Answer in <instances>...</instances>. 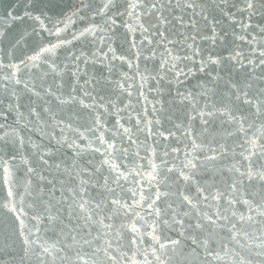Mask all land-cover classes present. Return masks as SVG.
I'll return each instance as SVG.
<instances>
[{
  "label": "snow or ice",
  "instance_id": "6c2138e0",
  "mask_svg": "<svg viewBox=\"0 0 264 264\" xmlns=\"http://www.w3.org/2000/svg\"><path fill=\"white\" fill-rule=\"evenodd\" d=\"M58 7L0 0V264H264V0Z\"/></svg>",
  "mask_w": 264,
  "mask_h": 264
},
{
  "label": "water",
  "instance_id": "95a60500",
  "mask_svg": "<svg viewBox=\"0 0 264 264\" xmlns=\"http://www.w3.org/2000/svg\"><path fill=\"white\" fill-rule=\"evenodd\" d=\"M78 2H79V0H55V3H57L59 5V7L57 8V11H60L61 9H64L66 11L67 9H66L65 6L72 5V4H78ZM209 2H212V0H209ZM0 11H2V10H0ZM259 19H260L259 17H254L252 19V21L249 22L248 19H247V16H245L243 18V22L244 23H251V25L253 26L252 28H249V29H244L243 27H241V16L239 14L236 15L234 23H229L227 21H223L222 22L221 26L224 27L227 30V32H228V40H229V42L231 44V50H233V51L237 50L236 46L238 45L239 46V50H241L244 53L245 56L251 57L250 48L251 47H255L256 44L253 43L250 46L248 41L251 40V36H252V34H254V32L255 33L259 32L258 27H255L256 24L259 22ZM120 25H121V21L118 20L116 27L119 29V32L122 34L125 31V29H123ZM76 27H80L79 21H77ZM68 31H69V33L74 31V29L71 27V25L69 26ZM236 36L241 37V39L237 40L235 38ZM136 37H137V42L139 43V33H136ZM260 39H261V37L258 36V41ZM110 43H112L114 48L119 49L120 46H121L122 40L117 38V37H113L112 40L110 41ZM209 46H210V42H209ZM218 49H219V43H218ZM258 52H259V48H257V54H258ZM224 54L227 55V53H224ZM131 62H132L133 67L131 69H129L127 61H125L123 64H121L120 61H116L115 62V64H116V69H115L116 76H119L120 73H127V75L129 77H134L136 75V65H137L138 61L133 57ZM139 66H140L141 71H143L144 61H143L142 58L139 61ZM127 82L128 83H132L133 81L129 80ZM189 82L190 83H194V81H191V80ZM21 87H22V85H21ZM134 87H135L136 90H139L140 81H139L138 77H136ZM186 87H187V84L185 85V88ZM182 90H184V89H182ZM144 91H145L146 95L149 96V99H151L153 94H149L148 93L147 87H145ZM125 96H126V94H125ZM132 103H133L134 107H142V106H137L136 105V93L135 92H134L133 97H132ZM157 107H159V106H157ZM6 108H7V100L4 101L3 105H0V124L5 123L4 119L2 118L3 117L2 109H6ZM148 110H149V112H151V105H148ZM15 119H16L15 114H10L8 116L7 123L12 124ZM196 123L198 124L199 121L197 120ZM19 126L21 128H23L24 127V123L20 122ZM165 127H170V126L166 124ZM49 131H52V130L49 129ZM180 131L182 132L183 129H180ZM55 133L57 135H59V129L58 128L55 129ZM27 135H28V131H27V129H25V136H27ZM32 135H33V139L34 140H36L38 142L41 140V137H40V135L37 132L33 131ZM181 139H182V137L178 133L177 137H176V141H179ZM176 141H173V146H176ZM43 142L47 143V139H44ZM228 143L231 146V140H229ZM179 146L181 148H183V144H180ZM161 147H163V145H161ZM141 155H143V152H141ZM0 157H2V152H0ZM145 163H146V161H145ZM5 195H6V189L3 187L2 172H0V205L3 204ZM6 219H7V221L9 223H11L13 217L11 215H6V210L3 209L2 206H0V242H2V240H3V232H4V230H3L2 225H3V223H4V221ZM29 219H30V217H29ZM27 222L28 221L26 220V223ZM40 234H41L43 239H48L49 237L52 236L51 233H45L43 227L41 228V233ZM257 235H258V233H257ZM224 240H225V242H229L230 243V241H227L226 237H224ZM144 247H147V245L146 244L145 245H141V248H144ZM127 255L130 256L131 252H128ZM201 256H203L202 252H201ZM137 259H141L142 260L143 256L142 255L138 256Z\"/></svg>",
  "mask_w": 264,
  "mask_h": 264
}]
</instances>
